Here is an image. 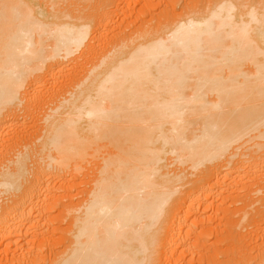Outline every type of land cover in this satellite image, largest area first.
Segmentation results:
<instances>
[{"label": "bare ground", "instance_id": "6f19581e", "mask_svg": "<svg viewBox=\"0 0 264 264\" xmlns=\"http://www.w3.org/2000/svg\"><path fill=\"white\" fill-rule=\"evenodd\" d=\"M0 264H264V0H0Z\"/></svg>", "mask_w": 264, "mask_h": 264}]
</instances>
